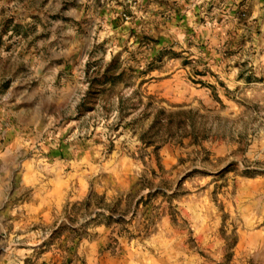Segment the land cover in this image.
Instances as JSON below:
<instances>
[{"label": "rangeland", "instance_id": "1", "mask_svg": "<svg viewBox=\"0 0 264 264\" xmlns=\"http://www.w3.org/2000/svg\"><path fill=\"white\" fill-rule=\"evenodd\" d=\"M0 264H264V0H0Z\"/></svg>", "mask_w": 264, "mask_h": 264}]
</instances>
